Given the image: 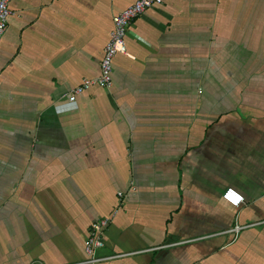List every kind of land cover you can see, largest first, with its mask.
<instances>
[{
    "label": "crops",
    "instance_id": "obj_1",
    "mask_svg": "<svg viewBox=\"0 0 264 264\" xmlns=\"http://www.w3.org/2000/svg\"><path fill=\"white\" fill-rule=\"evenodd\" d=\"M134 1L10 3L0 264L78 263L107 216L99 264H264V0H164L130 26L112 87L69 102Z\"/></svg>",
    "mask_w": 264,
    "mask_h": 264
},
{
    "label": "built area",
    "instance_id": "obj_2",
    "mask_svg": "<svg viewBox=\"0 0 264 264\" xmlns=\"http://www.w3.org/2000/svg\"><path fill=\"white\" fill-rule=\"evenodd\" d=\"M12 1L14 0H0V42L7 29L8 18L11 15L9 5ZM163 3L164 0H136L112 17V29L104 46L103 56L99 65V75L93 79H84L79 85L71 89L66 95L69 102L76 101L77 97L93 86L101 89H110L112 87L113 60L117 55H125L127 53L126 36L130 26L147 9L161 6ZM233 194L239 199H233ZM118 195L119 197L123 196L121 193ZM222 200L234 208H238L244 203L243 196L233 188H227L222 193ZM111 220V216H107L91 223L83 243L85 258L75 264H99L116 258V256L100 257L97 255V251L105 245V232ZM238 230L239 226H235L233 232Z\"/></svg>",
    "mask_w": 264,
    "mask_h": 264
},
{
    "label": "snow or ice",
    "instance_id": "obj_3",
    "mask_svg": "<svg viewBox=\"0 0 264 264\" xmlns=\"http://www.w3.org/2000/svg\"><path fill=\"white\" fill-rule=\"evenodd\" d=\"M233 199H239V197H236V196L233 194Z\"/></svg>",
    "mask_w": 264,
    "mask_h": 264
}]
</instances>
